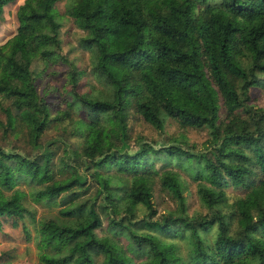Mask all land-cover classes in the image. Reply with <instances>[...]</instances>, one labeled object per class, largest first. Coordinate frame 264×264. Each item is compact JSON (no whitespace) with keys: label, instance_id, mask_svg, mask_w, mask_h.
I'll return each instance as SVG.
<instances>
[{"label":"trees","instance_id":"1","mask_svg":"<svg viewBox=\"0 0 264 264\" xmlns=\"http://www.w3.org/2000/svg\"><path fill=\"white\" fill-rule=\"evenodd\" d=\"M11 1L0 0V19ZM57 1L25 0L17 11L16 35L0 45V96L11 101L3 109V134L26 132L40 151L29 157L0 146V218L32 215L23 203L26 194L16 189L23 182L33 188L37 202L54 203L64 193L69 197L59 211L62 218L38 229L42 264H134L110 238L97 234L101 213L134 245L146 248L148 259L139 264H264V108L252 104L249 95L253 87L264 90V0H69L67 11L84 32L79 45L90 52L93 75L105 89L78 92L80 73L71 64L69 104L81 116L74 118L69 109L57 120L69 119L83 135L86 169L131 177L123 196H116L110 182L95 179L98 188L91 199L82 198L87 176L73 166L69 175L55 178L53 141L39 143L50 113L30 64L33 56L50 58L60 48ZM131 113L158 131L169 118L182 127L205 128L209 138L200 147L178 139L158 148L140 142L130 153ZM64 149L63 156L75 154ZM150 153L197 173V194L209 214L189 217L179 174L156 171ZM60 165L68 168L63 158ZM157 180L173 194L177 208L151 220ZM229 186L245 191L232 204ZM137 205L147 209V226L164 233L174 227L188 231L189 260L173 244L124 224L133 221ZM122 208L125 220L116 218ZM214 225L215 237L208 243L203 233Z\"/></svg>","mask_w":264,"mask_h":264},{"label":"rangeland","instance_id":"2","mask_svg":"<svg viewBox=\"0 0 264 264\" xmlns=\"http://www.w3.org/2000/svg\"><path fill=\"white\" fill-rule=\"evenodd\" d=\"M25 0H12L3 8L2 18L0 19V45L7 43L17 33L18 20L17 11ZM69 0H58L55 4L56 18L61 24L58 38L60 48L50 58H43L39 55L32 57L30 71L32 80L39 97L47 105L50 113V121L47 124L44 133L39 139V143L44 145L48 141H53L50 148L53 150V172L55 178H62L69 175L73 166L79 169L81 174L87 176L84 185V195L82 198H92L98 188L95 179H101L110 182L117 189L116 196H123L124 192L131 184V177L121 175L114 170H92L86 169L81 157V143L83 135L75 132L69 119H61L60 114L69 111L74 118L81 116L71 108L70 85L68 84V73L70 65L73 64L79 75L77 90L80 93L94 92L98 93L105 89L94 77L91 70V54L88 50L79 45L81 37L84 36L83 30L79 29L74 18L68 13L67 6ZM251 103L264 108V90L260 87H253L249 90ZM11 107V101L0 96V122L5 123V114L3 109ZM15 113V112H14ZM226 111L222 107L220 110V119L225 120ZM163 130L158 131L150 124L145 122L141 116L131 113L128 124V144L130 153L138 149L140 142L150 144L154 148L166 143L171 139H178L182 142L195 144L198 147L209 138V131L205 128L196 129L182 127L172 119L165 118L163 121ZM0 146L8 151L18 152L22 155L34 157L39 154V149H33L26 132H19L17 135L3 134V127L0 125ZM64 146L68 150H74L75 154L63 156L65 154ZM150 161L154 163L155 170L171 169L179 174L182 186L184 188V197L186 212L189 217L199 218L209 214L207 208L202 204L198 194V177L192 169L188 170V165H178L171 162L163 154H149ZM62 158L68 163V168L63 169L59 162ZM193 166V165H189ZM94 172L93 177L90 172ZM18 190L26 194L23 203L31 211L32 215L25 214L23 219L0 218V261L8 264H42L40 254L44 251L37 245L38 229L43 222L52 219L62 218L59 211L67 204L66 194L60 195L54 203L47 201H34L32 198L33 188L26 183H20ZM10 193V192H8ZM228 204H232L237 197L243 196L245 191L242 188L229 186L226 189ZM152 205L156 214L151 220L161 218L162 215L175 214L177 202L172 193L165 190L157 180L153 185ZM117 198V197H116ZM99 201V199H98ZM229 207H223V212H230ZM147 209L142 205L136 206L133 221L124 224L136 233H150L159 237L162 241L173 244L176 253L185 260H189V233L182 227H174L170 232L164 233L153 227H149L143 221ZM124 209L116 215L118 219L125 220ZM102 227L97 229L99 236L108 237L125 254H127L134 264H139L148 259L146 248L134 245L128 237V233L120 227H115L108 223L106 216L101 213ZM26 228V229H24ZM235 229V221L232 223L231 230ZM216 225L209 231L204 232L203 236L208 243H211L215 237ZM46 252H56L51 249ZM101 261V256L96 258ZM97 264V263H96Z\"/></svg>","mask_w":264,"mask_h":264}]
</instances>
